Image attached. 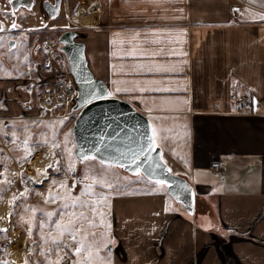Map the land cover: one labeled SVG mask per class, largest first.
<instances>
[{
  "label": "crops",
  "instance_id": "obj_1",
  "mask_svg": "<svg viewBox=\"0 0 264 264\" xmlns=\"http://www.w3.org/2000/svg\"><path fill=\"white\" fill-rule=\"evenodd\" d=\"M251 4L81 1L78 40L85 43L90 69L111 96L147 115L162 155L194 189L189 216L167 185L110 194L123 251L116 264H264V21L252 18L264 8ZM19 80L0 76L2 181L10 164L30 173L37 154L51 158V144L60 140L50 124L67 117L60 115L51 87L35 104L17 89ZM232 92L248 94L246 109L230 99ZM22 139L32 149L27 160ZM41 140L48 143L34 147ZM6 205H0L4 218Z\"/></svg>",
  "mask_w": 264,
  "mask_h": 264
},
{
  "label": "rangeland",
  "instance_id": "obj_2",
  "mask_svg": "<svg viewBox=\"0 0 264 264\" xmlns=\"http://www.w3.org/2000/svg\"><path fill=\"white\" fill-rule=\"evenodd\" d=\"M81 1L87 0H69V6H66L65 10H61V15L51 21L48 24L49 27H60V29L80 27L78 25L76 15ZM234 1L240 5L246 6L237 0ZM248 1L264 8V0ZM85 8L87 7L85 6ZM85 8L81 7V9ZM73 15H75V17ZM262 15H264V11ZM36 24V22L27 20L24 24H21V27L30 28ZM6 26L11 27L9 22ZM20 34H26V31H21ZM56 46L52 47L49 45L48 47H52V51L57 53L58 48ZM8 53L9 51L4 48L3 50H0L1 66L4 65L3 56H8ZM26 63L27 61L23 62V64ZM13 72L14 71L2 72L0 73V76L15 77L16 73ZM48 72L51 76L54 74L53 69L49 70ZM34 103L36 104V102ZM72 108L68 107L66 114H63L64 111L60 110V115L67 116L66 118H63L65 120H56L50 124L51 126L54 124L56 127H59V125H61L63 122L65 124L64 130L61 132H57L54 126L51 128V130L54 132L52 137L60 140V147L54 150V152L57 153L56 156L49 158L45 154H37L32 164L36 166L37 164H40L42 166L39 168H34L33 165V169L30 173L25 170L18 172L17 167H15L13 164H10V166L8 165L9 167L4 169L5 172L8 170V175L5 178L6 180H3L4 182L0 180V190L2 192L0 195V205L3 203V201H6L8 203V206H6L9 208V213H12L11 217H9L8 213L7 218L0 220V228L6 227L9 229L6 234L7 238H5L3 235H0V261H4L6 264H25L26 261L28 264H47L48 259L55 261L57 259L55 252H53L48 258L38 254L41 251H47L51 247L50 244L43 243V239L50 234L52 236L57 235L55 225L52 223L53 221H58V218H63L65 223L68 222L69 218L71 217V212H68V215L65 216L64 212L68 211L67 208H65V204L72 203L73 197H79L84 200L89 199V197L85 196L86 185H91L92 191L97 194L96 196L91 197L94 203L98 201L100 195L108 197L107 201L99 203V211L104 213L103 217H101L99 214L92 213L88 209H85L87 215L90 218H93V223L96 226L91 227L87 222H84L82 225L83 233H81V235L83 236L90 233H95L94 243L99 244V259L94 257L91 264H108L109 261L110 264H116V262H118L123 257V251L118 250L120 239L113 230L110 194L112 195L122 191H143L148 190L149 188H158L161 186L164 188V184H156L155 181L157 180L147 179L141 172L129 173L124 171L121 166L110 162H104L101 164V160L95 156L94 160H80L75 154V143L71 133V124L78 111ZM3 139L8 140V137L6 138L3 136ZM23 140L25 139H22V141ZM162 157L174 173L182 175L181 170L173 167L164 155H162ZM70 159L75 164V171L77 172L76 175H74L73 172H67V174H65L67 164ZM7 160H10V156H8ZM56 160H58L60 164L58 166H54L52 169H47V165L49 163H53ZM57 167H60L59 171H57ZM46 169L48 170L46 176L42 175ZM101 173L103 175H101ZM29 175H31V182L25 183V181L29 179ZM77 175H80L82 178L77 180ZM6 181H11V184H8ZM81 181H83V183H81ZM104 181H109L113 185H117V187L110 190L103 186ZM60 183H65L67 185V189L60 188ZM50 191L53 195L59 194L60 196L64 197V199H58L55 203L49 201L48 197ZM21 193H25V195L20 197ZM13 196L17 197L15 203H13ZM175 202L177 203L178 208L185 215L189 216L192 213L189 212L185 207L180 206V202ZM62 208L64 211H61ZM33 210L35 211L33 212ZM75 210L79 211L78 208ZM49 213H54L55 215L49 216ZM196 217L197 222L201 224L204 216L199 213ZM45 219L47 220V223H44ZM76 223L79 224V221ZM28 229H31V234H29ZM13 232L24 234L22 244L21 238L17 240L15 237H13ZM92 239L93 238L91 235H88V240ZM11 242H14V245H11ZM27 244L31 246V249L29 250L28 248V251ZM38 244L40 245L39 248L37 247ZM69 246L72 249H75L78 245L74 242H69ZM109 246L111 247L110 252L108 251ZM64 251H67V249ZM14 253H18V255L16 256ZM63 255L64 252H61V256ZM69 259L77 261L80 259V257L72 256L71 253H69L68 258L61 260L60 263L65 260L67 261V264H69Z\"/></svg>",
  "mask_w": 264,
  "mask_h": 264
},
{
  "label": "water",
  "instance_id": "obj_3",
  "mask_svg": "<svg viewBox=\"0 0 264 264\" xmlns=\"http://www.w3.org/2000/svg\"><path fill=\"white\" fill-rule=\"evenodd\" d=\"M56 14V11L50 13L51 17ZM79 35L78 30L67 29L60 36V49L65 53L77 85L73 109L78 113L71 128L76 156L80 159L83 152L95 146L99 152L93 150L92 156L117 164L126 172L137 173L133 171L136 165L131 163V155L139 153V171L150 180L165 181L168 193L192 212V183L185 176L174 173L163 159L162 148L155 142L147 115L128 100L111 96L105 81L95 77L88 65L85 43L76 40ZM92 89L97 91L95 98L89 101ZM150 141L152 143L149 146ZM157 164L159 168L153 167Z\"/></svg>",
  "mask_w": 264,
  "mask_h": 264
},
{
  "label": "flooded vegetation",
  "instance_id": "obj_4",
  "mask_svg": "<svg viewBox=\"0 0 264 264\" xmlns=\"http://www.w3.org/2000/svg\"><path fill=\"white\" fill-rule=\"evenodd\" d=\"M66 6H69V0H14L13 5H9L8 0H0V9H3V12L0 13V24L5 29V31H0V40L3 41L0 44V50L4 48L9 51L8 56H3L4 65H0V73L7 71L16 73V77L20 79L16 87L26 95L28 102L39 103L44 97L46 86L51 88L54 86L52 82L56 79V75L51 76L48 71L54 69L58 56L52 57L51 66L48 65L47 59L48 52L53 50L52 47L57 45L60 56L66 58L65 53L60 49L62 44L60 36L67 29L49 27L48 25L61 15V10H65ZM13 9L16 11L15 16L11 15ZM51 11H56L57 14L51 17ZM27 20L37 24L30 28H22L21 24ZM8 22L10 26L15 22L19 28L7 27ZM71 29L77 30L75 27ZM21 31H26V34H20ZM76 40H78V36ZM49 45L52 47H48ZM24 61L27 63L23 64ZM3 202L7 204L6 201ZM14 233L13 235L21 238L22 244L24 234ZM10 244L14 245V242Z\"/></svg>",
  "mask_w": 264,
  "mask_h": 264
},
{
  "label": "snow or ice",
  "instance_id": "obj_5",
  "mask_svg": "<svg viewBox=\"0 0 264 264\" xmlns=\"http://www.w3.org/2000/svg\"><path fill=\"white\" fill-rule=\"evenodd\" d=\"M8 4L9 5H13L14 4V0H8ZM237 12H239V9H236ZM3 12V9H0V13ZM11 15L15 16L16 15V11L15 9L12 10ZM252 18L254 20H260V21H264V15L262 14H256L253 13L252 14ZM19 25L16 24L15 22H13L11 24V29H18ZM0 31H5L4 26L2 24H0ZM3 41L0 40V44H2ZM141 91H145L146 89H140ZM96 89H92L91 93L88 96V100L90 101L91 99L95 98V93H96ZM116 91H122V89L117 88ZM123 91H127V89H123ZM153 134L155 135V130L153 132ZM13 136L16 135V133H12ZM22 143L26 146V151H27V155L24 157L25 160L28 159V157L32 154V149L28 148V139H25L22 141ZM48 143L47 140H41V141H37L34 145V147H41L44 144ZM151 141L149 142V146L151 145ZM51 147L53 149L55 148H59L60 145L53 142L51 144ZM95 152H99V148H95V146H93V149H89L86 152H83L80 155V160L82 161H89V160H94L95 157L91 155L92 151ZM71 151V150H69ZM141 151H143V149H141ZM57 153L53 152V156H56ZM147 156V153H145V157ZM139 160V153H133L131 155V163L136 165V168L133 169V171L138 172L139 171V164L137 163V161ZM104 161H101V164H103ZM60 164V162L58 160L54 161L53 163H49L47 165V169H52L54 166H58ZM153 167L155 168H159V165H154ZM47 169L45 170V172L42 175L47 174ZM60 170V167H57V171ZM170 171V170H169ZM67 172H75V164L74 162L70 159L68 164H67V168H66V172L65 174H67ZM101 175H103L101 173ZM0 176H4V173H0ZM8 184H11V181H6ZM31 182V178H29L28 180L25 181V183H29ZM42 182V181H40ZM81 183H83V181H81ZM156 184L159 185H163L165 183V181L163 180H157L155 181ZM103 186L107 187L108 189H114L115 187H117V185H113L111 182L109 181H104L103 182ZM60 188L62 189H67V185L65 183H60L59 185ZM25 195V193H21L20 197H23ZM97 194L92 191V187L91 185H86L85 186V196L89 197V199L84 200L81 199L79 197H73L72 198V203H68L65 204V208H67L68 211H65L64 214L65 216L68 215V212H71V217L69 218L68 222L65 223L63 218H58V221H53L52 223L55 225V230L57 235L56 236H52L51 234L49 236L44 237L43 239V243L45 244H50L51 247L47 250V251H41L38 254L45 256L46 258L50 257L52 255L53 252H55L57 259L55 261L48 259L47 264H60V261L68 258V254L71 253L72 256H76V257H80L79 260L77 261H73L71 259H69V264H91L93 258L95 257L96 259H99V244L98 243H94V238H95V233H90L88 235H91V237L93 238L92 240H88V235H81V233H83V223L87 222L91 227H95L96 225L93 223V218H90L85 209L90 210L92 213L94 214H99L101 217H103L104 213L99 211V203L103 202V201H107L108 197L104 196V195H100L99 199L97 202H93L91 197L96 196ZM58 199L63 200L64 197L60 196L59 194L53 195L52 192H49V197L48 200L55 203ZM17 200V197L13 196V203H15ZM48 202V201H46ZM79 209V211H76L75 209ZM35 210H33L34 212ZM61 211H64V209L62 208ZM12 213H9V217H11ZM49 216L51 215H55L54 213H49ZM4 217H0V220H3ZM79 221V224H77L76 222ZM44 223H47V220L45 219ZM9 231L8 228H0V235H3L5 238H7L6 234ZM29 234H31V229H28ZM87 241V243H86ZM69 242H74L76 243L78 246L75 249H72L69 246ZM29 250L31 249V246H28ZM37 247L39 248L40 245L38 244ZM65 249H67V251H64ZM108 251H111V247H108ZM61 252H64V255L61 256ZM0 264H6V262L4 261H0ZM25 264H28V262L26 261ZM108 264H110V261L108 262Z\"/></svg>",
  "mask_w": 264,
  "mask_h": 264
},
{
  "label": "built area",
  "instance_id": "obj_6",
  "mask_svg": "<svg viewBox=\"0 0 264 264\" xmlns=\"http://www.w3.org/2000/svg\"><path fill=\"white\" fill-rule=\"evenodd\" d=\"M238 2L246 5L252 6L247 0H237ZM264 10V9H263ZM51 52V53H50ZM48 52V65L51 66L52 57H57L54 67V74L56 79L54 81L53 92L57 98V107L59 110H63L64 113H67V108L69 104L73 101L77 95V85L73 80L72 73L69 69L68 61L63 56H60V51L57 53L50 51ZM56 55V56H55ZM230 99L242 110L246 109L249 105V96L246 93L232 92L230 94ZM67 259V258H65ZM60 264H67V261H62Z\"/></svg>",
  "mask_w": 264,
  "mask_h": 264
},
{
  "label": "trees",
  "instance_id": "obj_7",
  "mask_svg": "<svg viewBox=\"0 0 264 264\" xmlns=\"http://www.w3.org/2000/svg\"><path fill=\"white\" fill-rule=\"evenodd\" d=\"M138 172H140V171H138ZM76 173H77V172L75 171V172H74V175H76ZM79 177H81V176H80V175H77L76 179L78 180ZM77 182H78V181H77ZM164 185L166 186L167 184L164 183Z\"/></svg>",
  "mask_w": 264,
  "mask_h": 264
},
{
  "label": "bare ground",
  "instance_id": "obj_8",
  "mask_svg": "<svg viewBox=\"0 0 264 264\" xmlns=\"http://www.w3.org/2000/svg\"><path fill=\"white\" fill-rule=\"evenodd\" d=\"M36 179V178H35ZM40 179V178H39ZM1 217H3L2 215H0ZM21 247V246H20ZM20 253H21V251H20ZM14 254H16V253H14ZM18 255V253L16 254V256Z\"/></svg>",
  "mask_w": 264,
  "mask_h": 264
}]
</instances>
